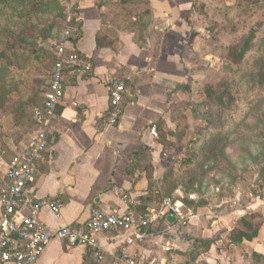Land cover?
<instances>
[{"label": "crops", "instance_id": "obj_1", "mask_svg": "<svg viewBox=\"0 0 264 264\" xmlns=\"http://www.w3.org/2000/svg\"><path fill=\"white\" fill-rule=\"evenodd\" d=\"M72 2L70 17L80 24V31L74 41L70 39L69 46L88 58L92 75L65 77L64 98L48 127L47 148L38 164V175L28 187L32 195L56 199L61 204L58 217L48 209L39 214L50 232L64 226L83 227L90 207L108 214L130 212L136 222L149 218L155 209L154 202L147 198L146 166L137 163L136 167L134 154L147 148L154 166L162 150L150 126L164 117L167 108L181 96L182 86L195 80L197 70L202 69L197 68L195 57L201 53L198 40L203 34L194 25L191 0ZM111 79L124 80L127 88L116 126L106 123ZM43 100L42 94L40 108L32 107V133L24 135L19 146L0 159V188L11 159L40 128ZM6 121L1 118L0 127L10 129ZM248 207L258 210L264 220L263 200L253 198ZM228 220L229 215L220 218L223 223L219 222V229L203 232L201 239L212 235L219 239L194 264H264V223L252 241L234 245L229 240L233 226L227 224ZM160 223L163 221L143 227L140 239L131 231L100 235L97 246L103 258L99 264H114V257L121 253L131 257L134 264H168L163 254L175 244L165 246L162 237L155 236L153 231ZM176 223L163 224L171 228ZM35 264L96 263L85 247L66 251L61 241L54 240Z\"/></svg>", "mask_w": 264, "mask_h": 264}, {"label": "rangeland", "instance_id": "obj_2", "mask_svg": "<svg viewBox=\"0 0 264 264\" xmlns=\"http://www.w3.org/2000/svg\"><path fill=\"white\" fill-rule=\"evenodd\" d=\"M257 1L200 0L204 8L200 14H193V22L203 34L198 40L201 53L195 57L197 68L202 69L197 70L199 74L195 80L190 79L182 86L186 87L181 96L158 121L154 139L162 151L154 163L156 169L150 153L142 160L143 166L149 167L146 176L150 184L160 192L156 202L171 198L181 204L183 219L176 227L165 226L153 231L155 236L162 237L163 245L175 244L163 254L168 264H188L187 256L176 257L173 252L189 253L206 229H219L223 223L220 218L231 216L226 222L235 228L240 225L241 218L250 213L261 216L258 210L251 211L248 206L253 198L264 201V188L258 181V173L264 166V120L258 119L264 116V75L259 70V65H264V57L255 53L245 62L244 68L231 67L229 70L225 68L221 50L233 44L251 26L260 23L264 29V6L257 9L261 4ZM260 2L264 3V0ZM43 5H46L45 10L33 16L32 23L39 27L55 26L53 36L58 39L68 15H72L73 2L45 0ZM3 13L11 14L9 11ZM14 23L15 19L0 18L3 28L13 27ZM49 44L50 41H46L43 45L48 51ZM52 61L48 54L29 71L33 92L27 93L26 102L35 103L41 99L39 90L46 88ZM225 72L242 84L243 101L228 123L216 131L212 130L214 123L209 124V120L216 117L217 107L214 100L206 98L205 84L217 83ZM22 85L24 87L26 83L20 88ZM14 100H17L16 95L0 108V119L7 120L11 129L0 127V159L19 146L24 135L33 131L31 116L24 111L18 115L12 107ZM226 142L228 144L224 146ZM208 145L214 146L212 155ZM215 221L218 224H214ZM216 238L219 239L218 235H212L208 240L215 241Z\"/></svg>", "mask_w": 264, "mask_h": 264}, {"label": "built area", "instance_id": "obj_3", "mask_svg": "<svg viewBox=\"0 0 264 264\" xmlns=\"http://www.w3.org/2000/svg\"><path fill=\"white\" fill-rule=\"evenodd\" d=\"M70 15L66 20V23ZM80 29H67L49 44L54 63L49 72V87L44 96V116L39 120V130L25 147L20 148L11 159L0 188V264H35L48 245L59 240L66 251L83 246L89 250L92 260L99 264L103 255L97 246V238L110 232H133L142 238V228L150 223L166 222L172 214L176 221L183 219L181 204L171 198H163L159 207L147 219L134 221L130 212L105 213L98 207H90L89 217L83 227L64 226L50 232L39 219L42 209H48L55 217L60 215L61 204L56 199L38 198L28 191L38 175V164L47 148V134L57 106L64 98L65 72L75 77L92 75L88 58L70 48V36ZM109 111L106 123L116 126L121 117V103L127 92L124 80L108 82ZM150 133L156 137V125L151 124ZM23 212L25 214H23ZM114 264H134L131 257L121 253L114 257Z\"/></svg>", "mask_w": 264, "mask_h": 264}, {"label": "trees", "instance_id": "obj_4", "mask_svg": "<svg viewBox=\"0 0 264 264\" xmlns=\"http://www.w3.org/2000/svg\"><path fill=\"white\" fill-rule=\"evenodd\" d=\"M68 1L69 0H67V2ZM44 2L45 0H0V18H6L10 20L15 19V25L13 27L3 28L0 25V108L6 105L9 100L15 98L16 95L17 100H14L12 105V107H14V111L18 115L23 113V111L24 113H28V115L31 116L32 126L35 125L32 105L35 104L37 108H40L39 102L41 99L35 103L28 101L29 104H26L28 102H26L27 100H25V96L28 92H33L31 78H29L28 73L34 69L36 63L38 64L41 59L45 58L48 54H50L53 59L51 68L54 63V56L52 52H50V50H46L45 46L43 45L46 41L51 42L56 38L53 36L55 26L50 25L39 27L32 23L33 16L45 10L46 5H43ZM191 2L193 14H200L204 8L202 2H200V0H191ZM257 3H261L257 9H260L264 6V3L260 2V0H258ZM5 11H9L11 14L5 15V13H3ZM71 12H73V10ZM261 26L262 25L258 23L255 26L247 28V30L242 35L237 37V40L233 44L221 48L223 52V58L226 63L225 68L230 70L232 67L233 69L236 68V70H240L244 68L245 64H247L245 62L248 60V58L255 53L260 54V57H264V29H262ZM66 27L69 30L73 28L80 29V24H78V22L73 17H70L66 23ZM78 36L79 33L72 34L70 38L74 41ZM261 64L259 65V70L262 75H264V65ZM67 75H70L68 74V71L65 72V77ZM25 83L26 85L24 87L22 85L20 88V85ZM260 83L262 84V82ZM48 87L49 79L46 83V88L39 90V92L41 91L43 94V97L48 91ZM185 87L186 86H184V88ZM242 87V84H239L238 80L235 79L234 76L231 77L228 72L222 74L217 83L209 82L205 84L206 98L209 100H214L215 106L217 107L216 117L209 120V124L214 123L212 130L218 131L225 124H227L228 121L234 116V113L237 112L239 105L243 101ZM184 88L182 87V89ZM258 119L262 121L264 120V116L262 118L259 117ZM154 124L156 125L157 129L159 122L156 121ZM244 135L246 136L247 134ZM241 136H243V134H241ZM226 144L228 143L226 142L224 146ZM208 146H211L212 155L214 146ZM202 149H204V147ZM148 153L150 152L147 148H141V151H138L134 154L133 162L136 163V167L137 163L142 164L143 166L142 160L146 154L148 155ZM148 168L149 167L146 166V170H148ZM146 170H143L145 175ZM129 171L130 173H133L135 170ZM146 177L150 189V193L147 198L149 201L154 202V209H157L161 200L157 203L155 198H158L160 192L150 184L148 176ZM258 181L262 183L264 188V166L260 168L258 173ZM163 223L158 224L157 228H160L161 230L162 228L164 229L165 225ZM178 223L180 222L178 221L176 225ZM263 223L264 220L255 212L242 217L240 220V225H237L230 232V243L238 245L243 241H252L254 238H256L258 230ZM176 225L174 227H176ZM213 242L214 241L208 239L197 240L195 244L192 245L189 253L183 254L173 252V255L180 258L187 256L190 259L188 264H194L200 255L208 251ZM202 247L204 250L200 251ZM194 252H198V254Z\"/></svg>", "mask_w": 264, "mask_h": 264}, {"label": "water", "instance_id": "obj_5", "mask_svg": "<svg viewBox=\"0 0 264 264\" xmlns=\"http://www.w3.org/2000/svg\"><path fill=\"white\" fill-rule=\"evenodd\" d=\"M175 221H176V217H175L174 215H172V214L167 215V217H166V222H167L169 225L174 224Z\"/></svg>", "mask_w": 264, "mask_h": 264}]
</instances>
